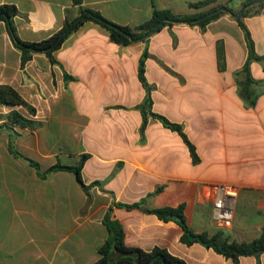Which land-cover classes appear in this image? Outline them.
<instances>
[{
  "label": "crops",
  "instance_id": "1",
  "mask_svg": "<svg viewBox=\"0 0 264 264\" xmlns=\"http://www.w3.org/2000/svg\"><path fill=\"white\" fill-rule=\"evenodd\" d=\"M199 1L83 0L84 7L129 27L148 21L154 8L174 14L221 5L227 10L205 31L167 26L147 45L117 44L106 29L86 22L54 53L57 63L37 53L22 66L21 51L0 21V85L13 87L36 109L32 116L0 103V264H94L109 237L104 224L109 211L129 247L162 248L188 264H264V253L234 260L200 243L184 244L179 224L148 212L184 205L195 233L221 234L229 242H250L264 230V4L243 19L259 57L250 62L248 97L243 68L249 51L229 10L242 0L190 7ZM0 5L17 8L14 23L25 42L44 40L67 18L81 16L72 0H0ZM146 46L152 111L183 126L197 162L181 136L159 120L148 115L141 133L139 106L146 90L138 67ZM12 110L39 124L13 127V145L23 157L9 150L12 130L5 117ZM83 155L88 191L71 171L49 172L55 165L76 166ZM218 184L240 188L229 226L212 215L210 188ZM243 200L255 206L242 211ZM137 203L138 208L118 206Z\"/></svg>",
  "mask_w": 264,
  "mask_h": 264
},
{
  "label": "trees",
  "instance_id": "2",
  "mask_svg": "<svg viewBox=\"0 0 264 264\" xmlns=\"http://www.w3.org/2000/svg\"><path fill=\"white\" fill-rule=\"evenodd\" d=\"M73 4L79 8L81 16L70 20L66 19L64 27L53 34L52 36L38 41V42H25L22 41L18 34L14 23V18L19 14L17 8L14 5H0V21L5 22L8 27L9 35L14 45L21 51L22 66L30 61L33 55L37 53H44L48 56L52 63H57L54 58V53L61 48L67 38L77 31L86 22H94L109 33L111 40L120 45H130L137 42H143L147 45L149 39L158 33L161 29L167 26H173L177 24H183L188 26H198L202 31H205L207 26L226 14L221 8L222 6H216L211 9H207L198 13L191 14H174L169 10H158L154 8L151 18L143 24L136 27L120 26L107 19H105L99 12L86 8L83 6V0H72ZM253 0H247L243 6H249ZM214 0H203L195 3H190L192 9H201L210 4ZM264 1L259 4L261 7ZM228 8V7H227ZM229 9V8H228ZM231 13L234 10L229 9ZM259 13V9L251 11V7H248L243 14L236 18L238 25L241 27L245 40L247 43L249 55L248 60L243 68L246 73V81L244 87V93H247L249 97V84L252 82L250 75V62L255 59H259L255 53L254 42L251 38L249 29L244 23V18L256 15ZM160 23L155 30L151 33L153 26ZM219 68H223L222 61L223 53L222 48L218 50ZM149 58L148 47L146 46L139 60L138 77L143 87L146 90V96L144 102L139 106L143 115V124L141 127V133L147 125L148 115L159 120L163 126L171 131L177 132L185 144L188 146L190 154L194 162L199 160L194 145L187 138L183 126L177 123H172L165 117L156 114L152 111V91L154 87L150 85L146 79V61ZM0 103L8 105L10 107H21L25 109L30 115L36 114V109L30 105L13 87L8 85H0ZM6 125L12 130L10 134L9 150L16 157H23L19 154L13 145L14 129L15 126L26 127L35 129L38 127V123L32 119L27 118L18 110H12L6 115ZM88 155H83L79 164L76 166H62L55 165L49 172L57 170L71 171L75 174L77 180L81 184L85 191H88V186L85 185L81 176V170L85 164ZM35 167L38 165L32 161ZM120 207L127 209L138 208L140 204H118ZM184 205H180L176 208L166 207L148 211L159 217L163 221H175L183 229V235L181 242L187 245L193 243H200L207 248H212L219 254H222L228 258L237 260L240 256H255L258 259L264 253V230L263 233L256 239L250 242H229L227 239H223L221 234H215L209 236L207 233H195L187 223L184 214ZM104 224L109 231V237L106 242L99 248V258L94 264H188L183 259L170 254L167 250L162 248H154L151 251H144L140 248L129 247L125 244V234L122 225L115 220L111 219L110 211L104 217ZM115 245L117 252L112 251V246Z\"/></svg>",
  "mask_w": 264,
  "mask_h": 264
},
{
  "label": "built area",
  "instance_id": "3",
  "mask_svg": "<svg viewBox=\"0 0 264 264\" xmlns=\"http://www.w3.org/2000/svg\"><path fill=\"white\" fill-rule=\"evenodd\" d=\"M240 188L231 184H218L210 188L212 215L221 226H229L234 219Z\"/></svg>",
  "mask_w": 264,
  "mask_h": 264
},
{
  "label": "rangeland",
  "instance_id": "4",
  "mask_svg": "<svg viewBox=\"0 0 264 264\" xmlns=\"http://www.w3.org/2000/svg\"><path fill=\"white\" fill-rule=\"evenodd\" d=\"M245 1H247V0H242V1H241V4L239 5L238 8H236V10L234 11V14H235V13H238V12H240V10H242V8L244 7L243 4L245 3ZM259 4H260V3L254 4V5H250L249 7H251V11L253 12V11H256L257 9H259V8H260V7H259ZM225 6L228 7V4H225ZM246 9H247V8H246ZM254 206H255V205L247 204V203L244 202V200H243V201L241 202V204H240V209H241L242 211H246L247 208L250 209L251 207H254Z\"/></svg>",
  "mask_w": 264,
  "mask_h": 264
},
{
  "label": "water",
  "instance_id": "5",
  "mask_svg": "<svg viewBox=\"0 0 264 264\" xmlns=\"http://www.w3.org/2000/svg\"><path fill=\"white\" fill-rule=\"evenodd\" d=\"M263 1H264V0H253V1L250 3V5H254V4H257V3H261V2H263ZM250 5H249V6H250ZM247 7H248V6H244V7L242 8V10H241L239 13L234 14V17H235V18L240 17V16L243 14V12L245 11V9H246ZM221 9H222L223 11H226V10H227L225 7H222ZM159 24H160V23L154 25L153 28H152V30L150 31V33H151L153 30H155L156 27H157ZM112 251L115 252V253L117 252V249H116L115 245L112 246Z\"/></svg>",
  "mask_w": 264,
  "mask_h": 264
}]
</instances>
